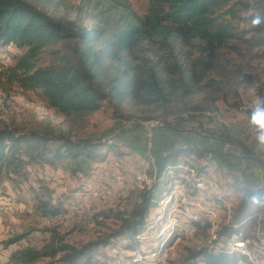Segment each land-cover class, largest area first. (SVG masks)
<instances>
[{"label": "trees", "instance_id": "16d2710c", "mask_svg": "<svg viewBox=\"0 0 264 264\" xmlns=\"http://www.w3.org/2000/svg\"><path fill=\"white\" fill-rule=\"evenodd\" d=\"M148 1L147 11L140 14L130 0H81L71 4L75 13L72 17L47 9L65 4L64 0H0V46L24 48L6 68L8 79L39 91L50 106L78 125L100 110L105 101L112 103L116 111L128 106L168 115L174 104L189 105L192 98L199 97L190 106L192 110L212 111L220 100L222 83H230L224 80L226 77L239 83L251 81L250 74L227 69L217 50L238 36L234 0ZM247 6L258 9L249 16L250 21L256 14L264 15V0H250ZM248 33L247 52L264 48V22L257 26L251 23ZM259 89L264 90V82ZM251 112L247 110L249 120ZM70 131L57 130L51 124L31 129L1 125L0 173L5 170L18 174L34 162L56 165L65 157L103 161L108 149L117 148L109 137L85 138ZM211 133L205 135L238 145L246 158L254 159L264 169L260 153L251 150L243 139L229 133ZM206 152L198 147L170 152L159 161L158 178L184 155L194 154L202 160ZM118 153L123 155L121 150ZM244 185L227 222L218 228L214 222L201 224L192 218L194 229L207 236L210 231L215 238L208 245L189 247L179 264H198L199 259L205 264H256L233 248H216L220 237L226 236L231 241L246 242L255 254L252 247L264 239V208H252L248 203L250 195L264 194V181L246 177ZM152 200L151 190L143 188L131 213L108 234L74 245L52 229L50 239L42 246L26 245L14 251L12 262L32 264L50 257L61 264H79L81 260L89 263L95 261L100 248L128 233L136 237L126 243V249H136L140 240L133 260L143 261L146 243L137 234L146 227ZM37 203L36 209L44 216L60 212V206L48 200ZM27 234L18 233L6 244L21 241Z\"/></svg>", "mask_w": 264, "mask_h": 264}, {"label": "rangeland", "instance_id": "374dc122", "mask_svg": "<svg viewBox=\"0 0 264 264\" xmlns=\"http://www.w3.org/2000/svg\"><path fill=\"white\" fill-rule=\"evenodd\" d=\"M64 1L58 6L49 5L48 11L74 17L70 6L81 0ZM130 1L138 13L147 11L148 0ZM249 1L234 0L238 36L217 50L227 69H240L251 75V81L239 83L226 77L224 80L230 83H222L220 100L212 111L192 110L190 106L199 97L192 98L189 105L174 104L168 115L160 110L128 106L116 111L112 103L105 101L100 110L79 125L74 124L50 106L39 91L25 89L8 79L6 68L24 48L0 46V126L11 124L31 129L51 124L57 130L70 129L74 136H106L117 143L116 150L108 149L103 161L65 157L56 165L29 163L18 174L1 171L0 264H13V252L26 245L42 246L50 239L52 229L74 245L108 234L120 225L123 216L131 213L143 188L153 194L146 227L137 234L146 243L143 261L133 260L134 253L139 252L140 240L136 249H126V243L136 237L128 233L100 248L95 261L81 260L79 264H179L189 247L208 245L215 238L210 231L207 236L194 229L192 218L201 224L214 222L218 228L227 222L230 209L241 197L245 178L264 181V169L254 159L246 158L241 147L205 135L212 132L217 136L228 133L237 136L264 159V145L257 143L256 129L247 115V110L253 111L257 101L264 98V90L259 89L264 82V48L249 53L245 47L251 25L249 16L258 12L257 8L247 6ZM85 22L90 24L89 20ZM185 147L207 152L202 160L194 154L184 155L158 178L159 161ZM40 199L59 205L60 212L42 215L36 209ZM22 232H28L24 239L6 244ZM231 240L221 236L216 248H233L236 241ZM261 242L252 247L257 255L249 251L252 258L249 259L256 264H264V239ZM32 264L61 263L43 257ZM198 264L205 263L199 259Z\"/></svg>", "mask_w": 264, "mask_h": 264}, {"label": "clouds", "instance_id": "9594fccd", "mask_svg": "<svg viewBox=\"0 0 264 264\" xmlns=\"http://www.w3.org/2000/svg\"><path fill=\"white\" fill-rule=\"evenodd\" d=\"M264 22V15L256 14L251 23L253 26ZM250 122L256 128V141L259 145H264V98L257 101V104L251 112ZM248 203L252 208H264V194H255L248 197Z\"/></svg>", "mask_w": 264, "mask_h": 264}, {"label": "bare ground", "instance_id": "6f19581e", "mask_svg": "<svg viewBox=\"0 0 264 264\" xmlns=\"http://www.w3.org/2000/svg\"><path fill=\"white\" fill-rule=\"evenodd\" d=\"M178 165H180V163ZM191 171H194V170L191 169ZM235 244H236V246H235ZM235 244H234V247H233V249L235 251L241 252L242 254H246L250 259H252L251 256H250L249 249H248V246H247L246 242L236 241Z\"/></svg>", "mask_w": 264, "mask_h": 264}, {"label": "crops", "instance_id": "0c3cea01", "mask_svg": "<svg viewBox=\"0 0 264 264\" xmlns=\"http://www.w3.org/2000/svg\"><path fill=\"white\" fill-rule=\"evenodd\" d=\"M73 160H77V159H73ZM252 179H256V178H252Z\"/></svg>", "mask_w": 264, "mask_h": 264}]
</instances>
